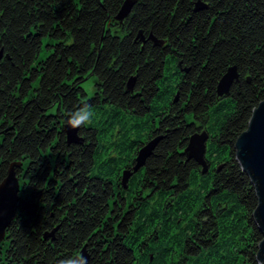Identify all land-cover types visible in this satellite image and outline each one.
Here are the masks:
<instances>
[{"label": "trees", "instance_id": "obj_1", "mask_svg": "<svg viewBox=\"0 0 264 264\" xmlns=\"http://www.w3.org/2000/svg\"><path fill=\"white\" fill-rule=\"evenodd\" d=\"M123 2L0 0V180L19 163L0 264L83 252L87 264H258L257 198L234 144L264 100V0H137L119 22ZM84 103L94 116L68 144ZM202 131L206 172L183 153Z\"/></svg>", "mask_w": 264, "mask_h": 264}, {"label": "water", "instance_id": "obj_2", "mask_svg": "<svg viewBox=\"0 0 264 264\" xmlns=\"http://www.w3.org/2000/svg\"><path fill=\"white\" fill-rule=\"evenodd\" d=\"M137 0H124L120 10L115 16V19L122 22L125 17L130 13L131 7ZM200 3L197 8L202 7ZM137 38L144 43L146 39L139 32ZM155 45H161L163 42L158 41L152 35L148 36ZM238 79V72L236 67H229L220 78L216 92L219 96L227 95L230 87ZM135 76L128 79L126 83V91L133 90ZM177 97V96H176ZM175 97V99H176ZM66 135V142L81 143L82 138L78 134V128L72 129L64 126ZM208 135L202 132H196L188 138L187 146L183 153L186 159H194L200 166L203 172L207 171V165L204 159L205 145ZM159 137H155L144 145L136 157V164L133 171L142 166L146 158L151 154ZM235 156L241 169L248 175L251 183L255 189L257 198V206L253 212V218L258 230L263 235V239L259 242L257 248V261L258 264H264V100H262L257 107L252 110L251 117L248 121L247 128L240 133L237 137L235 144ZM19 163L12 162L8 165L5 177L0 180V241L3 240L5 229L9 223L15 218L16 204L18 200V181L15 177L14 168L18 167ZM131 175L129 170L123 172L122 185L125 186L126 182ZM83 257L86 255L82 254Z\"/></svg>", "mask_w": 264, "mask_h": 264}, {"label": "clouds", "instance_id": "obj_3", "mask_svg": "<svg viewBox=\"0 0 264 264\" xmlns=\"http://www.w3.org/2000/svg\"><path fill=\"white\" fill-rule=\"evenodd\" d=\"M94 116L90 105L84 103L82 106L77 107L74 111L68 113V118L65 121L66 126L72 129H77L85 124H90ZM56 264H87V260L77 253L68 258L59 259Z\"/></svg>", "mask_w": 264, "mask_h": 264}, {"label": "rangeland", "instance_id": "obj_4", "mask_svg": "<svg viewBox=\"0 0 264 264\" xmlns=\"http://www.w3.org/2000/svg\"><path fill=\"white\" fill-rule=\"evenodd\" d=\"M44 56H45V52H42V57H44ZM87 79H88V78H87ZM92 81H93V80L89 79V80L85 81L84 84H83L85 90H86V91L88 92V94H90V95H91L92 92H93V84H92ZM18 188H19V183H18ZM5 235H6V234H4V238H5ZM4 238H3V240H4ZM3 240H1L0 243H1ZM0 252L2 253V250H0Z\"/></svg>", "mask_w": 264, "mask_h": 264}]
</instances>
